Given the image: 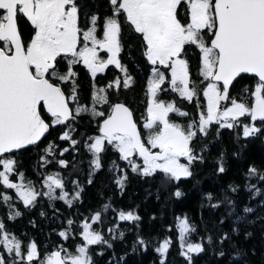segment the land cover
Wrapping results in <instances>:
<instances>
[{
	"label": "snow or ice",
	"instance_id": "snow-or-ice-1",
	"mask_svg": "<svg viewBox=\"0 0 264 264\" xmlns=\"http://www.w3.org/2000/svg\"><path fill=\"white\" fill-rule=\"evenodd\" d=\"M182 4L185 7H181ZM108 5L111 15L102 18L97 13L84 12L81 0H0V185L5 190H14L15 198L25 208L35 207L42 197L50 201L61 200L69 208L80 201L83 189L79 188L78 182L73 181L76 190L69 192L59 173L44 178L42 187L46 190L37 189L26 180L23 172L18 171L16 156L21 150L37 147L50 129L57 126L67 129L59 139L70 141L72 150H76L80 141L72 138L73 125L88 112L103 118L99 134L88 137L87 141L91 142L84 144L93 155L94 171L102 168L101 154L106 152V146H111L133 173L142 177L161 173L167 181L177 184L182 178L193 176L195 163H203L204 157L196 152L194 142L199 143L200 136L207 137L213 125L218 126L217 136L222 128H241L245 138L264 134V0H108ZM24 18L34 30L28 41L24 40L18 26V19ZM124 24L141 37L143 55L152 66V79L148 85L150 101L142 125L146 134H142L129 107L109 99L110 89L128 88L133 79L119 58L124 50ZM191 46L201 53L200 75L208 83L202 92L206 106L185 126L171 121L169 116L175 113L180 117H191V114L177 108L175 102L159 99V93L167 91L164 87L167 83L183 100L192 103L197 98L187 59ZM77 66H83L92 79L105 73L109 66H115L124 77L96 88L92 94L95 104L89 108L80 103ZM61 67L66 71L61 72ZM244 75L255 78L251 89H243L244 93L250 91L251 104L230 96L234 82L238 83ZM96 105H108L110 111L106 114ZM45 113L48 119H45ZM245 116L250 118L249 123L241 122L240 118ZM57 147L49 143L44 149L46 155L41 160L45 166L52 163L48 157L56 156ZM68 151L69 148H63L59 155ZM57 163L63 168L69 166L64 159ZM112 168L121 173L115 183L123 189L127 172L115 161ZM217 171H226L222 159L218 161ZM13 175L17 176V181L11 179ZM248 176L264 181V174L255 167L249 168ZM230 187L233 192L238 190ZM247 188L261 194L254 184ZM174 195L179 198L182 193L177 188ZM225 201L235 207L234 201L227 196ZM0 203L7 206L8 219L22 215L15 209L13 195L7 191H0ZM103 207L107 212L110 205ZM212 207L218 208L220 204ZM243 211L249 213L253 209L244 207ZM101 219L98 211L91 217L92 223L84 221L79 232L83 242L76 246L75 252L61 246L46 257L40 255L35 241L25 246L0 220V248L3 249L0 264H94L92 246L112 248L109 240L93 228V224ZM118 219L139 221L140 217L132 211H119ZM177 220L181 248L184 249L181 255L191 264V254L202 253L205 248L201 243L188 241L187 237L195 232L188 218L178 217ZM74 225L75 221L68 219V227L60 231L59 236L64 240L74 237ZM108 231L113 233L112 239L124 238L122 231L118 237L115 228ZM233 231L238 230L234 228ZM228 239L225 234L221 244ZM208 241L212 242L211 237ZM135 243L146 246V241L140 237ZM172 244L171 238H165L156 248L162 257L160 264H165ZM243 254L240 250L235 253L237 257ZM97 255H103V252Z\"/></svg>",
	"mask_w": 264,
	"mask_h": 264
},
{
	"label": "trees",
	"instance_id": "trees-1",
	"mask_svg": "<svg viewBox=\"0 0 264 264\" xmlns=\"http://www.w3.org/2000/svg\"><path fill=\"white\" fill-rule=\"evenodd\" d=\"M84 7L86 12L97 13L101 17L103 13L107 14L111 10L108 0H90ZM131 42L129 41V44ZM134 45L139 49L138 42ZM140 49L138 52L134 51V56H130V59L134 60L133 63L136 59L142 63L144 71L136 74L133 87L119 91L113 98L129 105L137 118L145 112L148 101L146 92L148 68L143 47L142 52ZM80 76L81 95L87 101L90 99L92 81L96 79H92L89 74L81 73ZM117 76L111 73L97 79L108 80L105 81L107 84ZM254 83V77L244 75L238 83H234L231 93L240 97L243 89L245 87L251 89ZM202 87L201 85L194 102H187L183 106L191 116L196 117L197 112L205 107L204 98L200 95ZM249 94L250 91L247 95ZM184 119L189 121L190 117ZM248 119L250 118L245 117L241 122L249 123ZM78 120L79 122L73 125L75 131L72 135L73 139L80 141L76 145V150H72L70 141L59 139L62 132L67 129L57 126L51 129L37 147H29L16 156L18 171L23 172L26 180L34 185L36 182L39 190H42L40 179H44L46 174L52 172L59 173L69 192L76 190L73 181H77L79 188L83 189L80 201L74 202L71 208L61 200L50 201L47 197L40 198L35 207L25 208L23 203L13 196L15 209L22 213L14 220L8 219L9 210L6 205L0 203V220L5 223L6 230L17 236L25 246L30 241H35L42 257H46L61 246L75 252L76 246L83 242L79 236L82 224L85 220L91 223V217L99 211L102 219L93 224V228L109 240L112 248H108L107 245L92 246L90 251L94 264H117L118 261L119 264H160L162 257L156 248L165 238H171L173 241L165 264H190L181 255L184 249L181 248L177 227V218L187 217L195 228V232L187 237L188 241L201 243L205 248L202 253L191 254V264H264V181L248 176L250 167H255L264 174V134L245 138L241 128H222L219 129L217 136L218 126L213 125L207 137L200 136L199 143L194 142L196 152L204 157L203 163H195L192 166L193 176L188 179L182 178L177 184L175 181H167L161 173L153 177H142L133 173L127 162L121 160L119 153L111 146L106 147V152L101 154L102 168L94 171L91 165L93 155L84 144L87 141L86 133L94 134L98 125L93 123L94 118L90 114L82 115ZM184 123L187 125V121ZM257 123L259 126V122ZM49 143L59 147L55 148L54 158L49 156L52 163L45 166L41 157L45 155L44 149ZM66 147L69 151L60 156V151ZM60 159L68 161L69 166L61 167L57 163ZM135 159L141 162L139 157ZM221 159L226 169L224 173L217 171L218 161ZM113 161L127 172L128 179L123 189L115 183L121 173L112 168ZM89 179L92 180L91 184L88 183ZM249 184L256 185L261 194L257 195L256 189L249 191L247 188ZM230 186L238 190L233 192ZM177 188L182 193L179 198L174 195ZM0 191H3L2 185ZM209 195L212 196L211 200L208 199ZM226 196L234 201V208L225 201ZM105 204L110 205L107 212L104 211ZM214 204H220V207H212ZM244 207H250L253 211L245 213ZM119 211H132L140 220L120 221ZM68 219L75 221L72 228L75 236L64 240L59 236V232L68 227ZM109 228L116 229L117 237L121 231L124 232V238L112 239L113 233L108 231ZM234 228L238 231L234 232ZM225 234L230 239L221 244V238ZM137 237L143 238L146 246L136 244ZM208 237H211V243ZM237 250L244 254L237 257L235 255ZM0 251L3 249L0 248ZM221 251L224 252L223 256L220 255ZM99 252H103V255H97Z\"/></svg>",
	"mask_w": 264,
	"mask_h": 264
},
{
	"label": "rangeland",
	"instance_id": "rangeland-1",
	"mask_svg": "<svg viewBox=\"0 0 264 264\" xmlns=\"http://www.w3.org/2000/svg\"><path fill=\"white\" fill-rule=\"evenodd\" d=\"M108 15H111V13L108 14ZM181 18L183 19L184 17L181 16ZM205 38H207V37H205ZM102 55H103V53H102ZM189 65H190V67H193V70H192V80L195 82L194 86H195V88H196V90H197V93H198L199 90L201 89V85L203 86V87H202V90H201V92H200V95H202V92H203V90H204L206 84L208 83V81L203 80L202 76L200 75L201 58H200V61H199V62H193V61L189 62ZM114 67H115V66H114ZM112 68H113V67H112ZM116 70H119V69H116ZM119 71H120V70H119ZM161 71H164L166 75H170V74L168 73V71L165 70V69H163V68H161ZM147 74H148V72H147ZM147 76H148V75H147ZM117 77H120V76H117ZM117 77H115L114 80H115ZM151 79H152V76H151V73H150L149 76H148V79H147V91H146L147 93H148V85H149V82H150ZM114 80H111V81H114ZM133 82H134V81H133ZM101 83H102V82H101ZM101 83L99 84L98 82H94V85H93V87H92V89H91L90 99L87 100V101H85V100L83 99V96L81 95V91H79V96H80V103H81V105H84V106H87V107L91 108V106H92L93 104H95V101L92 99V94L94 93V91H95L96 88H98V87H105V86H106V85L101 84ZM107 84H108V83H107ZM78 86H79V90H81V86H80V85H78ZM144 87H145V86H144ZM164 87H165V89H167V91H162V92H160V93H159V99H162V100H164L165 102H175L177 108L181 109L182 111H187V112H189L188 110H186V109L183 107L188 101L183 100L182 98H180V97H179V94H178L177 92L172 91L171 88H170V86H169L167 83L164 85ZM170 90L172 91V92H170L171 94L169 93ZM119 91H121V89H119L118 91H114V90H112V89L109 90V99H110V101H111L112 103L115 102V99L113 100L114 95H116ZM172 93H173V94H172ZM250 95H251V93H250L249 95H247V93H244V92H243V94L240 95V97H238V96H236L235 94L230 93V96H233V97L237 98L238 100H244L245 102L251 104ZM202 97H203V95H202ZM203 98H204V97H203ZM149 101H150V97H149V94H148V101H147V103H146V109H147V106H148V104H149ZM203 101H204V102H203V103H204V106H206V99L204 98ZM222 106H223V105H222ZM229 106H230V105H229ZM96 107H97L98 110L105 111L106 114L110 111L108 105H96ZM146 109H145V112L142 113V114L138 117V121H139V123H140L141 126L143 125L144 118H145V116L147 115ZM85 114H90V115L92 116L91 112H88V113H85ZM85 114H82V115H85ZM82 115H81V116H82ZM81 116H80V117H81ZM80 117H79V119H80ZM92 117L94 118V120H92L93 123H94V124L97 123L96 125H98V128H97V130H96V132H95L94 134H87V133H86L87 138H88V137H94V136H96V135L99 134V122H100L99 120H101L102 117H94V116H92ZM245 117H247V116H245ZM245 117H241L240 119L243 121V118H245ZM169 118H170L171 121L176 122V123H179V124H182V125H185V126H186V124L184 123V121H187V124H188L189 121H190V120L188 121V120L184 119V118H186V117H180V116H178V115L175 114V113L170 114ZM194 118H196V117H195V116H191V117H190V119H194ZM248 118H249V117H248ZM248 120L250 121V119H248ZM77 122H79V120L76 121V123H77ZM142 132H143V134H146V130H143V128H142ZM72 135H73V133H72ZM78 136L80 137V135H78ZM79 139H80V138H79ZM106 147H108V146H106ZM45 155H46V154H45ZM43 156H44V155H43ZM90 158H91V157H90ZM48 159H49V157H48ZM92 159H93V157H92ZM181 162H182V163L185 162L183 158H181ZM43 163H44V162H43ZM0 170H2V169H0ZM50 174H57V173L52 172V173H50ZM47 175H49V174H46V176H47ZM11 179H12L13 181H17V180H18V178H15V175H13V176L11 177ZM35 180H36V178H35ZM43 180H44V179H40V183H41ZM35 186L37 187V189H39V185H38L36 182H35ZM42 190L44 191V190H46V189H43V187H42ZM57 191H58V190H57ZM8 194L15 196V192H14V190H10ZM91 223H92V220H91Z\"/></svg>",
	"mask_w": 264,
	"mask_h": 264
},
{
	"label": "flooded vegetation",
	"instance_id": "flooded-vegetation-1",
	"mask_svg": "<svg viewBox=\"0 0 264 264\" xmlns=\"http://www.w3.org/2000/svg\"><path fill=\"white\" fill-rule=\"evenodd\" d=\"M89 2H90V0H81L82 9H83L84 12H86L84 6H85V4H87ZM181 7H185V6L182 4ZM110 13H111V10L108 11L107 14L106 13H103L102 14V17H104L105 15H108ZM181 16L184 17V14L181 13ZM18 26L20 28V31H21V34H22L24 40L25 41H28L32 37L33 31H34L33 28L31 27L30 23L26 20V18H24V19H18ZM206 39H209V37H207ZM129 41H132V42L129 44ZM135 42H138L139 43V49L141 48L140 51L142 52V39H141V37L138 34H135L134 32H132L131 29H130V27L127 24H124L123 25V32H122V44L124 46V50L122 51V53H121V55H120L119 58L121 60V63L124 66H126L128 74L133 78L130 87H133L134 84H135L136 74L141 73V72L144 71V65L142 63H139V61H137V59L133 63L134 60L130 59V56H134V51L138 52V50H139L138 49V46L134 45ZM200 58H201V53L199 52V50L195 46L188 47L187 59H188L189 62H191V61H193V62H199L200 61ZM131 62H132V64H131ZM145 62L147 64L146 67L148 68V75H149L151 73V67L152 66L147 62L146 59H145ZM116 69L117 68H115L114 66H109V68L105 71V73L98 74L97 77L95 78L96 80L92 81V87L94 85V82H98L99 84L102 82L101 84L107 85L106 82L108 80L107 81L105 80L106 81L105 82V81H100L97 78L98 77H100V78L101 77H104L107 74H110L111 75V73H114V75L120 76L121 80H123L124 73H122V72H120L119 70H116ZM64 71H66V69L63 68V67H61V72H64ZM75 71H77L79 73V77L77 79V84L81 86V84H80V77H81L80 75H81V73H83L84 75L89 74V73H88V71L83 66H77L75 68ZM190 71H191V74H192L191 67H190ZM64 87H65V91H67V86H64ZM92 87H91V89H92ZM128 88H123L121 86L120 89H121V92H122V91L127 90ZM232 88H231V92H232ZM79 91H81V90H79ZM170 92H172V91L170 90L169 93ZM45 118L48 119L46 113H45ZM136 120H137L139 126L142 129V126L140 125L137 117H136ZM2 190L3 191H7V192L10 191V190L3 189V186H2Z\"/></svg>",
	"mask_w": 264,
	"mask_h": 264
},
{
	"label": "water",
	"instance_id": "water-1",
	"mask_svg": "<svg viewBox=\"0 0 264 264\" xmlns=\"http://www.w3.org/2000/svg\"><path fill=\"white\" fill-rule=\"evenodd\" d=\"M230 92H231V89H230ZM115 103H123V102H121V101H118V102H115ZM124 104V103H123ZM126 105V104H125ZM127 107H129L128 105H126ZM130 108V107H129ZM131 109V108H130ZM132 110V109H131ZM132 112H133V110H132ZM133 114H134V112H133ZM134 117H135V119H136V116H135V114H134ZM46 119V118H45ZM137 121V120H136ZM101 123V122H100ZM138 123V122H137ZM138 126H139V124H138ZM50 131H51V129H50ZM49 134V133H48ZM48 134H46V136L48 135ZM45 136V137H46ZM44 139V138H43ZM42 139V140H43ZM55 251V250H54Z\"/></svg>",
	"mask_w": 264,
	"mask_h": 264
},
{
	"label": "bare ground",
	"instance_id": "bare-ground-1",
	"mask_svg": "<svg viewBox=\"0 0 264 264\" xmlns=\"http://www.w3.org/2000/svg\"><path fill=\"white\" fill-rule=\"evenodd\" d=\"M124 103V102H123ZM124 104H126V103H124ZM127 105V104H126ZM129 106V105H128ZM130 107V106H129ZM131 108V107H130Z\"/></svg>",
	"mask_w": 264,
	"mask_h": 264
}]
</instances>
